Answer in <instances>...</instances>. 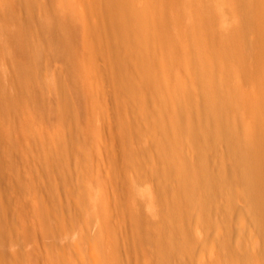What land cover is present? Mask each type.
Masks as SVG:
<instances>
[{"label": "rangeland", "instance_id": "1", "mask_svg": "<svg viewBox=\"0 0 264 264\" xmlns=\"http://www.w3.org/2000/svg\"><path fill=\"white\" fill-rule=\"evenodd\" d=\"M19 1H15L16 11L8 12L0 0V264H90V250L101 232L104 237L111 233L118 245L113 264H236L235 260L238 264H264V180H252L247 186L235 180L247 166L237 151L241 140L237 129L244 131L253 119L240 100L261 105L258 118L264 132V0H190L179 7L181 11L186 8L177 21H182L183 27H188L195 15L202 29L208 25L201 45L215 37L203 44L212 51L207 64L194 51L193 42L194 48L188 46L191 37L186 44L193 50L187 49L186 58L198 57L192 62L195 71H202L213 84L212 90H205L204 81L195 78L193 66L187 64L192 72L184 66L189 60L182 58L185 49L181 48V61L176 57L171 72L180 84H173L171 102L164 96L168 93L162 80L151 84L144 80L133 52L128 54L123 45L115 52L116 27L107 21L111 20L110 11L104 13L115 0L108 4L106 0H90L94 4L89 0L87 4L83 0H40L42 6L40 2L33 5L34 11L27 7L28 0L27 6L22 3L25 0ZM134 1L130 0L134 9L145 5V0ZM149 1H157L156 8L173 9L172 0ZM69 6V13L80 11L75 16L88 31L80 36L84 45L79 55V85L62 54H57L61 48L52 40L49 26L43 33L39 27L47 10L68 13ZM96 8L102 9L98 12L101 17L103 13L107 16L101 18ZM91 18L102 25L93 26L99 30L94 28L99 32L94 37ZM173 18L166 19L174 22ZM104 23L108 25L103 27ZM20 26L28 28L24 29V36L28 32L24 39L27 56L20 52L13 34ZM208 31L214 33L210 36ZM105 32L110 34L108 38ZM228 33L234 34L231 48L223 42ZM153 37L146 38L148 47L152 46V54L148 53L151 48L144 51L143 61L149 59L146 66L159 51L157 37ZM91 39L99 40L93 43ZM102 42L115 47L102 49ZM92 43L100 49L92 48ZM119 48H123L121 52ZM31 52L36 54L38 72L30 79L29 88H23L18 61ZM181 63L185 69L179 68ZM154 64H149L150 69L159 62ZM126 74L133 77L135 90L144 96V106L141 97L135 99L120 86ZM179 76L185 81L182 91L194 95L191 111L181 102L183 82ZM254 86L261 100H256L257 94L253 96ZM23 99L28 104L25 107ZM177 120L179 128L174 126ZM211 177L216 181L213 186L208 184ZM244 189L261 193L255 205L261 213L251 211ZM6 207L11 211L6 212ZM176 209L172 224L168 215ZM173 240L179 249L171 246Z\"/></svg>", "mask_w": 264, "mask_h": 264}, {"label": "bare ground", "instance_id": "2", "mask_svg": "<svg viewBox=\"0 0 264 264\" xmlns=\"http://www.w3.org/2000/svg\"><path fill=\"white\" fill-rule=\"evenodd\" d=\"M15 1L16 0H3V4H4V6L6 7L5 9H7L8 10V12L9 11H11V12H13V11H16L15 9H14V7H15V5L17 4V2H16V4H15ZM27 0H25V1H23L22 3H26V6L28 5V1H29V6H27L29 9H30V6H32L31 7V9L34 11V7H33V5H35V4H39V2H40V4H41V6H42V2L40 1V0H28L27 2H26ZM37 1V2H36ZM62 0H60V2H61ZM72 1V0H71ZM82 1V0H81ZM84 1V2H83ZM82 2L83 3H85V2H88V0L86 1V0H83ZM90 1V0H89ZM94 1V0H93ZM107 1V4H108V0H106ZM132 1H134V0H132ZM155 1V0H154ZM170 1V0H169ZM168 1V2H169ZM188 1H190V0H172V2H171V5H172V7H173V9H169V10H167V9H162V8H156L155 6H157V4L158 3H156V2H154L153 4L152 3H149L150 1L148 0V2H146V0H145V5H142L140 8H138V9H134V7H132V2L130 3V0H115L113 3H112V5H110V10H108V8L107 7H109V6H106V8H107V10H105L106 12H104L105 14H107L108 13V11H110V13H109V15L111 16L110 17V19L111 20H109V19H107V21H111L112 22V25L114 26H112L113 28H117L118 30H116V28H115V30H114V33H115V36L116 37H114V33L113 34H111V32H113V30L111 31V30H109V33L111 34V36L112 37H114V38H117L116 40H118V41H112V43H115V42H118V43H115V44H117L116 46V48H115V52H116V50H117V48H118V46H120V47H122L121 45H123V47L124 46H126V48H127V51L129 52H127L128 54H130V52H133V53H131L132 54V56H136V58L135 59H137V61H135L136 63H137V68L139 69H141V71H142V75H144L145 76V78L146 79H144V77H143V79L144 80H148L147 82L149 83L150 82V84L151 83H154V82H156L157 83V81L158 80H162L163 81V84H165V87H166V90H167V95L165 94L164 95V93L163 92H161V91H159V92H161V93H163V95L165 96V97H167L166 99L167 100H169L170 102H171V100L173 99V96H174V91L171 89L172 87H173V84H176V82H177V78H175L173 75H172V73L174 72V71H172V68H173V66H174V64L176 63V62H178L177 60H180V56L179 55H181L182 56V51L180 52V50H181V48H182V50H184L185 52H183V53H185L184 55H183V57L182 58H185V60L187 59L186 58V55L190 52L189 50H191L192 48L190 47V49L189 48H187L186 47V44H187V41H188V37H191L189 40V43L191 44V42H193L192 44H194L193 46H195V49L196 50H194L196 53H198L199 55H200V57H201V60L204 62V63H208L209 61H211L212 60V57H210L211 56V54H210V52H212L211 51V47H209L208 48V46H206V47H204V45H206V44H208V41L210 42V40H212L211 39V37L213 36H211L210 34L211 33H214V32H211V33H209V31H208V34L211 36V37H209L210 38V40H209V38H208V41H207V43L206 44H200V43H202L203 42V40H204V37H205V34H204V32H203V30L204 29H206L205 27H207L208 25H206V26H204V29H202V23L201 22H199V21H201V20H198V19H200L199 17L197 18L196 17V15H195V17L192 19L191 18V20H192V22H190V19L188 20V21H186L187 19H185L186 17H184V15L185 14H183V16L182 17H184V19H185V21L188 23V22H190V24L188 25L185 21V23L187 24V26L188 27H185V29H182V28H180L179 27V25L181 24V22L182 21H180V24L178 23L179 21L178 20H181V15H182V12H183V10L184 9H186V8H184V6H183V8L184 9H182V11L180 10V8L179 7H181V5H184L186 2H188ZM193 1V0H192ZM19 2H21V0L19 1ZM36 2V3H35ZM82 2L80 3V4H82ZM91 2V1H90ZM102 2H105V1H102ZM134 2H136V1H134ZM152 2V1H151ZM158 2H160V1H158ZM67 3V2H66ZM65 3V5L67 6V4ZM70 3H72V2H70ZM189 3V2H188ZM192 3V2H191ZM0 6H3L2 5V3L0 2ZM54 4V3H53ZM69 4V3H68ZM74 4L75 5H77L76 3H73V5L72 6H74ZM79 4V5H80ZM85 4H87V3H85ZM90 4H94V2H91ZM100 4V3H99ZM106 4V3H105ZM155 4V5H154ZM174 4L178 7V8H176V7H174ZM190 4V3H189ZM189 4H186V5H189ZM60 5V4H59ZM62 5V4H61ZM70 5V4H69ZM97 5V4H96ZM95 5V6H96ZM101 5H104V4H101ZM137 5V4H136ZM151 5V6H150ZM167 5V4H166ZM169 5V4H168ZM16 6H18V5H16ZM22 6V5H21ZM64 6V5H63ZM71 6V5H70ZM70 6L68 7V9L70 8ZM83 6H84V4H83ZM39 7H40V5H39ZM60 7H62V6H60ZM97 7V6H96ZM101 7V6H100ZM105 7V6H104ZM22 8V7H21ZM43 8H44V6H43ZM66 8V7H65ZM73 9H74V7H72ZM90 8H93V10L94 11H92L93 13L92 14H94L95 12H96V10H95V8L94 7H90ZM174 8H176V9H174ZM182 8V7H181ZM0 9H1V7H0ZM29 9H28V12H29ZM30 9V10H31ZM58 10L60 9L61 10V8H57ZM67 9V10H68ZM72 9V10H73ZM75 9H76V7H75ZM78 10L80 9V8H77ZM83 9V8H82ZM97 9V14H98V12H102V9H99L98 10V8H96ZM6 10V11H7ZM18 10H19V8H18ZM46 9H44L43 11H45ZM84 10V9H83ZM87 10H89V9H87ZM20 11V10H19ZM42 11V10H41ZM47 11H49V10H47ZM45 12L44 13V15H43V17L44 18H42L40 21L41 22H39L40 23V30H41V32L43 33V32H46V30H47V27L49 26V28H50V30L52 31V35H51V37H52V40L53 41H55L58 45H59V47L61 48V50L59 49V52L57 53V54H62V56H63V58H64V60H65V66L66 67H68L70 70H72L73 71V73H74V83L77 85L78 83L80 84V83H82V81H81V78H80V76L81 75H79V72H81V68H82V64H81V61H80V59H79V55H80V48H82V46L84 45V42H81V38H80V36H81V33H82V35L83 34H85L86 35V33H88V31H87V29L85 28V24H83L82 22H81V20H80V18H79V16H75V14H79L80 13V11H78L77 13L75 12V11H77V10H75V11H72V12H74V14L73 13H69L71 10L69 9L67 12L68 13H66L65 11L63 12V11H58V13L57 14H55V13H50V11H51V9H50V11L49 12ZM90 11V10H89ZM55 12V11H54ZM62 12V13H61ZM87 12V11H86ZM100 12V13H101ZM175 13L174 15H176V16H174V18H176V19H174L173 17H171V14L172 13ZM184 12H188V11H184ZM30 13V12H29ZM34 13V12H33ZM91 13V11L89 12V14ZM103 13V15H105ZM191 13V12H190ZM10 14V13H9ZM13 15L15 14V13H12ZM17 14H18V12H17ZM31 14V13H30ZM84 14V13H83ZM82 14V15H83ZM86 14V13H85ZM89 14H88V17H89ZM187 14V13H186ZM20 15V14H19ZM32 15V14H31ZM31 15H29L28 14V16H31ZM100 17H101V15L100 14H98ZM97 15V16H98ZM102 15V17H105V16H107V15H105V16H103ZM188 15H189V13H188ZM194 15V14H193ZM16 16V15H15ZM20 16H22V15H20ZM34 16V15H33ZM33 16H31V17H33ZM91 17L93 16V15H90ZM96 15H94V17H95ZM96 16V17H97ZM173 16V15H172ZM19 17V16H18ZM18 17H16V18H18ZM40 17H42V16H40ZM87 17V16H86ZM86 17H84V18H82V19H84V20H86L87 21V19H86ZM95 17V18H96ZM101 17V18H102ZM93 18V17H92ZM91 18V19H92ZM166 18H173V20H175L177 23H174V22H172V21H170L169 19V21L166 19ZM26 19V18H25ZM33 19H34V17H33ZM94 19V18H93ZM92 19V20H93ZM97 19L101 22V20L102 19H100L99 17H97ZM97 19H95V20H97ZM20 20H21V17H20ZM83 20V21H84ZM98 20L97 21H92V23H96V24H92L91 22V24H90V26H92V28L94 29L95 27H97L99 24L98 23H100V22H98ZM32 21V19L31 20H29L28 22L30 23ZM90 21V20H89ZM103 21V20H102ZM106 21V22H107ZM27 22V21H26ZM27 22V23H28ZM88 22V21H87ZM104 22V21H103ZM103 22H101V23H103ZM21 23H23V21L21 22ZM28 23V24H29ZM86 23V22H85ZM101 23H100V25H101ZM109 23V22H108ZM174 23V24H173ZM183 23V22H182ZM204 23V22H203ZM98 24V25H97ZM177 24V25H176ZM185 24V25H186ZM24 24H22V26H23ZM27 25V24H26ZM30 25H31V23H30ZM94 25H97V26H95V27H93ZM106 25H108L107 23H104V25H103V27H106ZM183 25H184V23H183ZM22 26H20V27H17L15 30H14V32H13V34H14V37H15V39L17 40V43L20 45L19 46V48L21 49V51L20 52H22L23 54H26V56L28 55V53H26V50L25 49H27L26 48V42H25V36L28 34V32H26L27 34L24 36V29H26L25 28V26H24V28L22 27ZM142 27L143 29H141L140 30V27ZM180 26H182V25H180ZM99 27V26H98ZM100 27H102V25L100 26ZM109 27L111 28V26L109 25ZM183 27V26H182ZM183 27V28H184ZM139 28V29H138ZM1 29H2V27H1ZM93 29H90L91 30V34L93 33L92 31H93ZM95 29H97L96 31H99L98 30V28H95ZM95 29H94V32L95 33H93L94 35H93V37L94 36H97V35H95L96 33H99V32H96L95 31ZM103 29V28H102ZM3 30H5L4 29V27H3ZM26 30H28V28L26 29ZM121 30V33H118L119 31ZM106 31H108L107 29H106ZM111 31V32H110ZM118 31V32H117ZM125 31H128L127 32V37H126V35H124V34H126L125 33ZM101 32H102V30H101ZM104 32V31H103ZM123 32V33H122ZM106 33V32H105ZM105 33H103V34H105ZM108 33V32H107ZM106 33V34H107ZM217 33V32H216ZM110 34L108 35L107 34V36H105V37H109L110 36ZM207 34V35H208ZM219 34V33H218ZM231 33H228L226 36H225V38H224V46L226 45V46H228L229 48H231V44H233V42L232 41H234V40H232L233 38V35H230ZM89 35V34H88ZM155 36V37H157L156 39L158 40V41H156V42H158V49H159V51L157 50V52H155L154 54H153V56L155 57V59L153 60L154 61V63H156V61L157 62H159V64L158 65H156V67L157 66H159V68L157 69L156 67L152 70V69H150V66H149V64L150 65H152L153 66V64H152V62L153 61H151V59H150V63H148L147 65L148 66H146L145 64H144V62H147V61H149V59L147 58V57H149V56H146V58L148 59V60H144L143 61V59H144V51H148L150 48V51H148V53L149 54H152V52H151V50H152V46L150 45V47H148L149 46V44L147 43L146 44V38H150V36ZM90 36V35H89ZM11 37V36H10ZM112 37L111 38H109V42H110V39H112ZM155 37H153L154 39H155ZM27 39V42H29L28 41V37H26ZM98 38V37H97ZM213 38V37H212ZM215 38V37H214ZM213 38V39H214ZM51 39V38H50ZM106 39V38H105ZM150 39H152V38H150ZM149 39V40H150ZM205 39H206V37H205ZM51 40V41H52ZM97 42H98V40L99 39H95ZM95 40H94V42H93V39H91V41L90 42H93V43H96L95 42ZM101 40V39H100ZM148 40V41H149ZM205 41V40H204ZM47 42H48V38H47ZM104 42V44H105V42H107V41H103ZM103 42H102V45H103ZM93 43L91 44V46H92V48H93ZM112 43H110V46H109V43H108V45L106 44V45H103L102 46V49H105V47H106V50L109 48V47H112L111 46V44ZM190 44H188V46H192V44L190 45ZM101 45V44H100ZM147 45V46H146ZM30 46V45H29ZM57 46V45H56ZM105 46V47H104ZM107 46H109L108 48H107ZM192 46V47H193ZM95 47V46H94ZM100 46H96L95 48L96 49H98ZM115 47V45L112 47V48H114ZM147 47V48H146ZM186 47V48H185ZM58 48V47H57ZM56 48V49H57ZM125 48V47H124ZM149 48V49H148ZM153 48H154V45H153ZM156 48V47H155ZM154 48V49H155ZM194 48V47H193ZM210 49V50H208V49ZM95 49V50H96ZM100 49V48H99ZM120 49L122 50L123 48H119V51H120ZM157 49V48H156ZM155 49V50H156ZM187 49H188V51H187ZM30 51H32V49H30ZM29 51V52H30ZM58 51V50H57ZM193 51V50H192ZM191 51V52H192ZM121 52V51H120ZM188 52V53H187ZM190 52V53H191ZM195 53V54H196ZM31 54H33L32 52H31ZM30 53H29V57L27 58V57H24L25 59L24 60H21V61H18V65L20 66V71H19V73H20V75L18 76V77H20V79H19V81L21 80V85H20V82H18V84L21 86V87H23V86H26V87H28L29 88V85H30V79L31 78H33L34 79V75H36L35 73L36 72H38V71H36L35 70V58H36V54H35V56H33V55H31ZM59 54V55H60ZM130 54V55H131ZM134 54V55H133ZM136 54V55H135ZM195 54L193 55V56H195ZM130 55H129V57H130ZM23 56V55H22ZM25 56V55H24ZM131 56V57H132ZM179 56V58L176 60V57H178ZM185 56V57H184ZM189 56H191V54H189ZM189 56H187L188 58H190ZM128 57V58H129ZM127 58V59H128ZM134 58V57H133ZM152 58V57H151ZM181 58V59H182ZM132 59V58H131ZM135 59H133V60H135ZM153 59V58H152ZM193 59V60H192ZM192 59H187V60H189L190 61V63H189V61H187L188 63H186L185 64V62H184V66H186V68H188L189 69V72H192V71H194V73H195V78H200V80H203L204 82L203 83H205L204 84V86H205V90H207L209 87H211V85L213 84V81L212 80H210V79H207L206 78V76L204 75V73H202V71H201V73L199 74V70H196L195 71V68H194V65H192V62L194 61V62H196V60H194V59H198V57H196V58H192ZM120 60L121 59H119L118 60V62H120ZM129 60H130V58H129ZM175 60H176V62H175ZM192 60V61H191ZM60 61V63L62 62V60H59ZM181 61V60H180ZM180 61H179V63L178 64H180ZM64 62V61H63ZM183 62V61H182ZM224 63H225V61H223ZM223 62H221V66H224V65H226V64H223ZM61 64H63V63H61ZM67 64V65H66ZM177 64V65H178ZM187 64L188 65H192L193 66V69H192V71L190 70L191 69V66H187ZM194 64V63H193ZM155 65V64H154ZM160 65L162 66V70L160 69ZM177 65H175V67L177 66ZM63 66H64V64H63ZM179 66V65H178ZM181 66H182V63H181V65H180V69H185L183 66V68H181ZM176 68H178V67H176ZM159 69L161 70V72L160 73H158L159 72ZM180 69H179V71H180ZM156 70H158V71H156ZM174 70H175V68H174ZM140 71V70H139ZM176 71V70H175ZM178 71V72H179ZM188 71V70H187ZM186 71V72H187ZM172 72V73H171ZM177 72V71H176ZM197 72V73H196ZM70 73V72H69ZM76 73H77V75H76ZM180 73V72H179ZM16 75V74H15ZM129 75V76H128ZM126 74L125 75V77H122V79L120 80V86L123 88V90H125V91H128L133 97H135V99L137 98V99H139L140 97H141V100H142V105L143 104H145V98H144V96H141L140 94H139V92H137V90H135V85H133V84H135V83H133L134 82V79H133V77L132 76H130V74ZM175 75V74H174ZM180 76L181 75H183L182 73L181 74H179ZM127 76V77H126ZM176 76V75H175ZM179 76V78H180V80H181V78L182 77H180ZM189 76V75H188ZM18 77H17V79L16 78H14V79H16L17 81H18ZM37 77V76H36ZM72 76H71V73H70V78H71ZM131 77H132V82H131ZM176 77H178V76H176ZM184 78V77H183ZM187 78V77H186ZM190 78H192L193 79V76L191 75L190 76ZM189 78V80H191ZM202 78V79H201ZM150 80V81H149ZM179 80V81H180ZM69 81H70V79H69ZM71 81H72V79H71ZM70 81V82H71ZM181 82H183V85L181 86L182 88H180L181 89V91H182V89H184L185 87H184V80L182 79L181 80ZM206 82H208V83H206ZM256 82V81H255ZM155 83V84H156ZM78 84V85H79ZM84 84H88L89 85V82H87V81H84ZM161 84V83H160ZM177 84H180V82L178 83L177 82ZM176 84V85H177ZM255 84V83H254ZM258 85V84H257ZM135 86V87H134ZM177 87V86H176ZM179 87V86H178ZM184 87V88H183ZM255 87V86H254ZM23 88H25V87H23ZM22 89V88H21ZM176 89V88H175ZM253 89H255V90H252V91H254L255 93H253V96L255 95V94H257V98H256V100H261L262 98H261V96L258 94V91H257V89H256V87L255 88H253ZM162 90V89H161ZM211 90H212V87H211ZM211 90H209V91H211ZM165 91V90H164ZM209 91H208V93H209ZM207 92V91H206ZM205 92V93H206ZM175 93H176V91H175ZM5 96V95H4ZM9 96H14V95H8V97ZM181 96H183V98H181L182 100H181V102H185L187 105H189V107H187V108H189V110L191 111V106H192V103H193V98L192 97H194V95L192 96V92L191 91H182V93H181ZM22 97V96H21ZM20 97V98H21ZM24 97V96H23ZM215 97L217 98V96H213L212 98H214L215 99ZM6 98V97H5ZM10 98V97H9ZM13 98V97H12ZM12 98L10 99V100H12ZM18 98V97H17ZM65 98V97H64ZM67 98V97H66ZM207 98H208V95H207ZM25 99V98H24ZM23 99V101L21 102L22 103V106L23 107H25V106H27L28 104H27V102L25 101ZM9 100V99H8ZM22 100V99H21ZM66 100V101H65ZM64 101L65 102H67V99H65ZM223 100L221 99V100H216V103L217 104H220L221 102H222ZM7 102V101H6ZM14 102V101H13ZM13 102L11 103V104H13ZM18 102H19V100H18ZM9 103V102H8ZM147 103V102H146ZM184 104V103H183ZM240 104H241V106L243 105V106H245V105H247L248 106V108H247V111H248V114L249 115H253V119H252V121H251V123H249L246 127H245V130L244 131H240V128H238L237 129V131H238V135H236V136H238L241 140H242V142H241V140H238L239 141V144L237 145V151L240 153V154H242V159H243V161H244V163H245V165H247L246 167H242L241 168V170H240V173H239V176H238V178H236L235 180L238 182V181H240L242 184L243 183H245L244 185H248L249 183H250V181H252V180H256V181H263L264 180V132L261 130L262 129V124H263V122H262V124H261V126H260V122H259V118H258V116H260L259 115V112H260V104L259 103H256V102H247V101H242V100H240ZM9 105V104H8ZM19 105V104H18ZM7 106V105H6ZM5 106V108L7 109V107ZM12 106V105H11ZM17 106V105H16ZM144 106V105H143ZM20 107V106H19ZM193 107V106H192ZM11 108H13V107H11ZM9 109V108H8ZM22 109V108H21ZM13 110V109H12ZM7 112V111H6ZM10 112V111H9ZM161 122V121H160ZM160 122H159V124H160ZM161 124H162V126H164L165 125V123L163 122H161ZM174 126H176L177 128H179L180 127V121L179 120H177V121H175V124H174ZM175 127V128H176ZM260 127H261V129H260ZM176 128V129H177ZM192 128V123H191V126H190V129ZM244 128V127H243ZM243 128H242V130H243ZM6 129V128H5ZM239 132H241V133H243L242 135H241V133H239ZM241 136H243V139L241 138ZM176 160H174V162H175ZM173 162V163H174ZM169 164H172V162L171 161H169ZM184 172L186 173V170H184ZM246 175H248V177L250 178V179H246ZM215 179H214V177H211V178H209L208 179V184H209V186H213L214 184H215ZM186 185V184H185ZM187 186V185H186ZM244 195H245V198L247 199V202H248V204H249V206H250V208H253V209H251V211L253 212V210H255L256 212L258 211L259 213H261V211L260 210H258V207H255V205H256V201L257 200H259L260 199V197H261V193H259V192H257V191H254V192H248V191H246L245 189H244ZM208 199V198H207ZM188 203H189V205H191V206H193L192 205V203L188 200ZM11 211V209H10V207H6V212L7 211H9V210ZM177 212H178V209H176V212H174V211H172V212H170L169 213V215H168V219L170 220V222L172 223V224H175V222H176V214H177ZM9 214L11 213V212H8ZM10 216H12V215H10ZM207 219V218H206ZM11 222V221H10ZM227 224H228V222H227ZM186 226V225H185ZM230 226V225H229ZM228 227V226H227ZM231 227V226H230ZM14 228V227H13ZM186 229H187V227H185ZM1 229H3V228H1ZM0 229V230H1ZM186 229H184L185 230V234H186V236H188L187 235V232L189 233V231H187ZM230 229V228H229ZM229 232V231H228ZM227 232V233H228ZM1 234V233H0ZM220 234V233H219ZM112 235H111V233L108 235V237H104V235H103V233L101 232V233H99L97 236H96V239H95V246L92 248V250H90V256H89V263L90 264H113V260L114 259H116L117 260V257L115 258V256L116 255H114L115 254V250L118 248L117 246V244H115V242H114V240L115 239H113L112 237H111ZM220 238V237H219ZM222 238H223V236H222ZM230 240H232V238H230ZM229 240V242H231ZM113 242H114V245L116 246L115 248H114V245H113ZM116 243H117V241H116ZM170 244H171V246L172 247H174V248H176V249H179V245L177 244V241H175V240H173L172 242H170ZM229 245H231V244H229ZM230 248V247H229ZM242 253H245V252H242ZM247 255V254H246ZM246 255H244V257L246 256ZM243 256V254H241V260H242V257ZM244 259V258H243ZM116 260H115V262H116ZM237 261L238 260H235V262H236V264H238L237 263ZM114 262V263H115ZM118 262V261H117ZM246 262V261H245Z\"/></svg>", "mask_w": 264, "mask_h": 264}]
</instances>
